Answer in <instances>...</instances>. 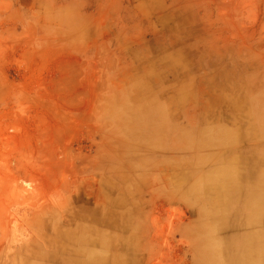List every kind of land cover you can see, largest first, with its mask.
Segmentation results:
<instances>
[{
  "label": "rangeland",
  "instance_id": "1",
  "mask_svg": "<svg viewBox=\"0 0 264 264\" xmlns=\"http://www.w3.org/2000/svg\"><path fill=\"white\" fill-rule=\"evenodd\" d=\"M249 125L264 0H0V264H99L105 234L111 264H241L232 199L259 185L264 204Z\"/></svg>",
  "mask_w": 264,
  "mask_h": 264
},
{
  "label": "crops",
  "instance_id": "2",
  "mask_svg": "<svg viewBox=\"0 0 264 264\" xmlns=\"http://www.w3.org/2000/svg\"><path fill=\"white\" fill-rule=\"evenodd\" d=\"M237 82H242V79H239V81H237ZM234 94H236V93H234ZM240 95H242L241 93H240ZM236 105H241V101L238 103V104H236ZM235 106V105H234ZM258 124V123H257ZM248 127H250L248 130H251L252 131V133L250 134V133H248L247 135H253V133H257L258 131H260V132H263L264 131V129L263 130H259L260 128H258V126L257 127H252V125H249ZM237 130H239V131H242V132H244V130H241L240 128H238V129H234V130H230V129H227V131L225 130V129H222V131H225V132H227V133H229V135H231V139L229 138V137H227L226 138V142H231V140H232V142L234 141V143H236V141L238 140H242V139H240V137H237V133L236 132H239V131H237ZM236 134H235V133ZM259 133V132H258ZM245 134V133H244ZM247 135H245V136H247ZM250 137L249 136H247V137H244L243 139H245V140H248ZM245 140H243V141H245ZM231 142V143H232ZM235 145V144H234ZM263 151V150H262ZM235 159L238 161L239 159H237V158H235V156L234 157H232V165L233 164H235L236 162H235ZM234 162V163H233ZM227 163H228V161H227ZM263 163V161L260 163V164H262ZM232 167H234V166H232ZM228 168H230V167H228ZM260 168H262V166L260 165L258 168H256L254 171V174H253V179H254V177H255V175H258L257 174V171L260 169ZM219 173H220V170L218 171ZM224 176V175H223ZM222 176V177H223ZM225 177V176H224ZM221 179V178H220ZM220 179H217V180H220ZM255 182V180L253 181V183ZM252 183V184H253ZM251 184V185H252ZM249 189H252V191H251V193H249L248 195H246V193H245V191L243 192V193H240V194H238L237 196H236V199H234V201L235 202H233L234 204H232V203H230V201H227L225 198H220V200H221V202H222V205L224 204L225 205V203L227 202V204L226 205H231V208H233L234 206L236 207L237 206V202L239 203L238 205H241L242 206V209H241V211H244V212H242L240 215H237L236 217H234L235 215H233V214H231L230 216H229V219L227 220L228 222H226V226L228 225V224H230V223H232V222H235L236 220L238 221L237 223H235V224H231L230 226H227L226 228H229V227H237V225H238V228H236V230L237 229H241L243 232H242V235H239V236H237V235H233L232 237H234V238H239V237H241L242 236V242L243 241H245L247 238H252L253 236H255V235H252L253 234V232L255 231V233L256 234H259L260 236H264V204L262 205V206H260V207H258V206H256V205H254V204H250L252 201H253V199H254V190H253V185L249 188ZM219 193H218V198H219ZM217 198V199H218ZM223 199V200H222ZM225 202V203H224ZM220 203V202H219ZM208 204V203H207ZM236 204V205H235ZM223 205V206H224ZM251 208V209H250ZM229 210H230V208H229ZM201 211H203V210H201ZM258 212V213H257ZM247 213H249V214H247ZM255 213V214H254ZM247 214V215H246ZM258 214H260V215H258ZM251 215H257V216H262L259 220H257V221H251V220H249V218H250V216ZM233 217H234V219H233ZM233 219V220H232ZM246 221H248V222H246ZM205 226H208V225H204V227ZM206 228V227H205ZM225 228V227H224ZM246 228H249V229H251L249 232L247 231L246 232ZM252 231V232H251ZM98 234H100V235H103L102 233H98ZM239 234H241V231H240V233ZM258 235V236H259ZM104 237H106V238H108V239H111L112 240V243H113V237L112 236H109V235H103ZM244 236V237H243ZM257 236V237H258ZM231 237V238H232ZM224 238V237H223ZM258 240H262L261 238H257ZM256 239V240H257ZM263 241V240H262ZM264 242V241H263ZM112 243L110 244V246H107V248H105V249H102V248H100V247H93V248H88L87 249V251H86V254H87V256H86V258L88 259V260H90V261H94V260H96V259H91L90 258V255L88 254V253H92V254H100V253H102V254H100L101 256H99V257H102V255L105 257L104 258V260H103V262L102 263H99V264H111V262L114 260V256H112L113 255V252H112ZM67 246V245H66ZM74 246V245H73ZM68 248H69V246H67ZM73 248V247H72ZM117 258V257H116ZM115 258V260H117V259H119V258H117L116 259ZM91 264H93V263H91Z\"/></svg>",
  "mask_w": 264,
  "mask_h": 264
},
{
  "label": "bare ground",
  "instance_id": "3",
  "mask_svg": "<svg viewBox=\"0 0 264 264\" xmlns=\"http://www.w3.org/2000/svg\"><path fill=\"white\" fill-rule=\"evenodd\" d=\"M164 125V124H163ZM264 129V126L261 128V130H263ZM169 131V130H168ZM190 131V130H189ZM195 132V131H194ZM207 132H211V130H209V131H207ZM264 132V131H263ZM212 133H214V134H216L217 133V130H215V131H213ZM218 134V133H217ZM261 134H263V133H261ZM261 134H256L257 136L258 135H260L261 136ZM196 135H197V133H196ZM238 137V136H237ZM240 138H244V137H246V136H243V135H240L239 136ZM166 138V137H165ZM225 140V139H224ZM220 141H222V140H220ZM166 142V141H165ZM226 142V141H225ZM232 145V144H231ZM196 146V145H195ZM193 147V146H192ZM195 148V147H194ZM196 151V150H195ZM193 152V151H192ZM193 158V157H192ZM234 163V162H233ZM198 165V164H197ZM234 165V164H233ZM201 166V165H200ZM203 166V165H202ZM229 167V166H228ZM200 168V167H199ZM230 168H231V166H230ZM193 169V168H192ZM232 170V169H231ZM194 171V170H193ZM198 171V170H197ZM194 172H196V171H194ZM194 172H192L193 174H194ZM196 175V174H195ZM194 175V176H195ZM160 176V175H159ZM229 176V175H228ZM192 177V176H191ZM227 179V178H226ZM214 180H217V179H213V185L212 186H214ZM220 180H223L224 181V176L223 177H221V179ZM261 180L263 181V185H264V170L262 171V173H261ZM217 182V181H216ZM226 183V182H225ZM217 184H218V182H217ZM228 184V183H227ZM200 185V184H199ZM219 185H221V184H219ZM219 185H217L216 187H215V189H218L219 188ZM229 185V184H228ZM201 187H202V185H201ZM210 187V186H209ZM180 188V187H179ZM190 188V187H189ZM199 188V187H198ZM259 188H260V186L258 185V186H256V193L257 194H254V199H253V201L250 203V204H254V205H256V206H258V207H260L261 206V204H262V202H261V199H262V195H260V192H259ZM211 189V188H210ZM229 189V188H228ZM220 190V189H219ZM187 191V190H186ZM185 191V192H186ZM190 191V190H189ZM195 191V190H194ZM200 192L202 191V189L201 190H199ZM215 191V190H214ZM217 191V190H216ZM216 191L214 192V194H213V199H212V202L213 201H215L217 198H218V193H216ZM172 192V191H171ZM198 192V191H197ZM190 193H191V191H190ZM186 195V194H185ZM201 195V194H200ZM230 195V194H229ZM205 196V195H204ZM207 196V195H206ZM220 196V195H219ZM181 197H184V196H181ZM194 197V196H193ZM199 197H201V196H199ZM189 198V197H188ZM212 198V197H211ZM190 199H192V198H190ZM200 199V198H199ZM208 199V198H207ZM206 199V200H207ZM219 199V198H218ZM232 199V198H231ZM184 200V199H183ZM193 200V199H192ZM196 200V199H195ZM195 200H194V202H195ZM205 200V199H204ZM223 200V199H222ZM233 201H234V199H232ZM204 202V201H203ZM203 202L201 203V204H203ZM216 202V201H215ZM195 204V203H194ZM219 204V203H218ZM198 205V204H197ZM204 205V204H203ZM216 206V205H215ZM196 207V206H195ZM204 207V206H203ZM234 208V207H233ZM202 209V208H201ZM205 209V208H204ZM217 209V208H216ZM251 209V208H250ZM218 210V209H217ZM229 210V209H228ZM229 212V211H228ZM201 213V212H200ZM258 213V212H257ZM216 214H218V213H216ZM255 214V213H254ZM258 215H260V214H258ZM225 216V215H224ZM200 217V216H199ZM208 217V216H207ZM215 217V216H214ZM262 216H257V215H252V217H250V220L251 221H257V220H259L260 218H261ZM220 218V217H219ZM202 221V220H201ZM206 223V222H205ZM216 223H217V221H216ZM208 224V223H207ZM199 227H200V225H198ZM206 228H204V229H199L198 231H197V235L196 236H194V238H193V240H195L196 241V244H197V247L198 248H201L200 246H201V244L203 243L204 245H205V248L207 249V251L205 252V258L207 259V260H209V259H212V257H210L211 255H210V252L212 253V248H211V250L209 249L208 250V244L209 243H211V244H217V241L214 239V237H213V235H212V233L214 232V230L212 231L211 229H213V228H211L210 226H205ZM215 227V226H214ZM198 228V227H197ZM196 228V229H197ZM216 230V229H215ZM219 232V231H218ZM249 232V231H248ZM93 233V232H92ZM215 234V233H214ZM89 235V234H88ZM97 235V234H96ZM217 235V234H216ZM102 236V235H101ZM93 236H91V238H92ZM95 237V236H94ZM100 237V236H99ZM76 238V237H75ZM89 238V237H88ZM103 238V237H102ZM98 242H99V240H98ZM257 243V244H256ZM76 244V243H75ZM108 244H109V242H108ZM113 244V243H112ZM195 244V245H196ZM203 244H202V246H203ZM110 245V244H109ZM99 246V245H98ZM105 246V245H104ZM113 246V245H112ZM209 246H211V245H209ZM119 247V246H118ZM215 247V246H214ZM203 248V247H202ZM201 248V249H202ZM220 249V248H219ZM236 249V248H235ZM204 250V249H203ZM197 251V250H196ZM227 251V250H226ZM225 251V252H226ZM82 252H83V249H82ZM199 252V251H198ZM237 253V252H236ZM89 255H90V258L91 259H96L97 257H99V256H101L100 254H92V253H88ZM197 254V253H196ZM226 254V253H225ZM87 255V254H86ZM239 256H240V259H241V264H264V242L262 241V240H255L254 241V239H252V238H247L245 241H244V249L242 250V251H240V253H239ZM225 257H227V255L225 256ZM218 258V257H217ZM216 258V259H217ZM130 260H131V258H130ZM196 260V259H195ZM81 261V260H80ZM201 260H199L198 262H197V264H202V262L203 261H205V260H203L202 262H200ZM130 262V261H129ZM206 262V261H205ZM222 262V261H221ZM239 262V263H240ZM195 264V263H194ZM205 264H209V263H205ZM228 264V263H227Z\"/></svg>",
  "mask_w": 264,
  "mask_h": 264
}]
</instances>
